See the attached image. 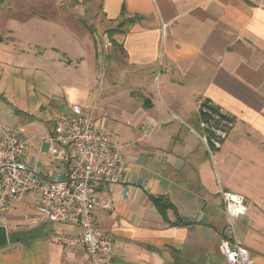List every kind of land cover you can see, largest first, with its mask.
I'll list each match as a JSON object with an SVG mask.
<instances>
[{
    "label": "crops",
    "instance_id": "1",
    "mask_svg": "<svg viewBox=\"0 0 264 264\" xmlns=\"http://www.w3.org/2000/svg\"><path fill=\"white\" fill-rule=\"evenodd\" d=\"M28 1L0 0V53L24 57L41 47L77 58L91 54L89 74L104 70L103 110L91 86L74 103L86 106L127 163L129 181L97 190L100 202L110 204L96 208L95 221L113 236L111 262L227 264L218 249L226 233L223 189L246 196L237 236L254 264H264V0H77L72 10L91 22L119 23L103 50L91 35L85 51L78 21L69 25L62 10L55 18L32 15ZM32 23L66 27L78 49L34 40L27 31ZM207 100L235 122L213 159L189 127L198 126ZM71 105L56 104V117ZM53 128L54 121L40 140L27 136L29 164L49 180L62 179L67 168L49 143L48 153L41 150ZM28 195L32 212L20 200L0 210V221L15 224L17 236L0 246V264H85L81 246L57 242L77 234L78 223L43 219L38 195ZM157 198L171 206L162 210Z\"/></svg>",
    "mask_w": 264,
    "mask_h": 264
},
{
    "label": "built area",
    "instance_id": "2",
    "mask_svg": "<svg viewBox=\"0 0 264 264\" xmlns=\"http://www.w3.org/2000/svg\"><path fill=\"white\" fill-rule=\"evenodd\" d=\"M55 1L67 6L75 0ZM198 111V126L189 127L213 159L235 122L211 101L202 102ZM47 140L50 154L66 161L62 179L49 180L39 175L27 158L29 138L14 127L0 125V210L29 193L36 194V209L43 219L79 225L77 234L59 236L58 243L81 246L87 255L85 264H113V236L97 226L95 210L110 207L100 202V187L129 181L123 153L111 144L109 135L80 103H73L66 113L55 118ZM220 197L226 217V233L218 242L220 253L227 264H254L251 251L236 232L238 219L247 211L246 196L221 189Z\"/></svg>",
    "mask_w": 264,
    "mask_h": 264
},
{
    "label": "rangeland",
    "instance_id": "3",
    "mask_svg": "<svg viewBox=\"0 0 264 264\" xmlns=\"http://www.w3.org/2000/svg\"><path fill=\"white\" fill-rule=\"evenodd\" d=\"M17 2L23 3L24 0H17ZM28 2L31 4L32 15L45 12L48 15L53 14L50 16L55 18V15L60 14L57 10H62L65 14L64 19L69 25L78 21L79 27L75 25L74 28L81 34L80 38L85 37V40L81 42L84 51L85 47L91 44L88 42L91 35H94L93 37L102 48L110 41L109 30L119 28V23H110L104 19H101L99 24L93 23L90 16L88 17L84 12L73 11L72 8L77 0L67 6H59L55 0H29ZM44 26L45 24L32 23L30 31L29 26L27 31L32 33L34 40L44 44L54 43L73 51L78 49L77 46L80 44L72 38L66 27L56 23L53 27L44 28ZM87 34H90V37ZM31 54L13 58L0 53V125L14 127L24 136H32L36 137L35 140H40L42 136L48 134L49 127H52L58 114L56 104L61 106L63 101L66 104H73L75 100L82 101L90 90V86L91 99L98 102L96 105L98 111L103 110V98L106 94L104 70L100 69L98 73L89 74L86 67L88 63L91 64V54L89 56L84 54L83 58H77L70 57L67 53H51L41 47L34 48ZM102 54L103 51L98 55L97 64L102 63ZM41 150L48 153L47 141H43ZM32 198V195L25 196L20 200L19 206L32 212L31 208H34ZM15 204L16 202H12L8 209ZM2 225L7 231L10 230V233L13 232L15 224L2 219L0 226ZM8 238L15 240L17 236L14 233L10 236L8 233Z\"/></svg>",
    "mask_w": 264,
    "mask_h": 264
},
{
    "label": "water",
    "instance_id": "4",
    "mask_svg": "<svg viewBox=\"0 0 264 264\" xmlns=\"http://www.w3.org/2000/svg\"><path fill=\"white\" fill-rule=\"evenodd\" d=\"M8 232L5 226H0V246L8 243Z\"/></svg>",
    "mask_w": 264,
    "mask_h": 264
},
{
    "label": "trees",
    "instance_id": "5",
    "mask_svg": "<svg viewBox=\"0 0 264 264\" xmlns=\"http://www.w3.org/2000/svg\"><path fill=\"white\" fill-rule=\"evenodd\" d=\"M124 9H125V8L123 7V13H124V11H125ZM117 30H118V29H115V30H113V31H117ZM111 31H112V30H111ZM207 101H208V100H207ZM155 203L158 204L162 210H164V209H166V208H168V207L171 206V204H170L169 202H167L166 200H164L163 198H157V199H155Z\"/></svg>",
    "mask_w": 264,
    "mask_h": 264
}]
</instances>
